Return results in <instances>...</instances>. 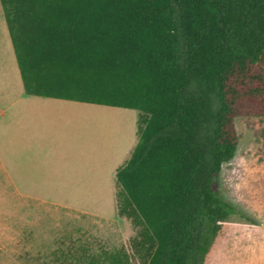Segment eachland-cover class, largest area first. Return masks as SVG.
<instances>
[{
    "label": "trees",
    "instance_id": "trees-1",
    "mask_svg": "<svg viewBox=\"0 0 264 264\" xmlns=\"http://www.w3.org/2000/svg\"><path fill=\"white\" fill-rule=\"evenodd\" d=\"M27 95L136 110L115 173L138 264H204L247 218L213 184L238 117L264 118V0H0ZM87 264H132L123 250Z\"/></svg>",
    "mask_w": 264,
    "mask_h": 264
},
{
    "label": "rangeland",
    "instance_id": "rangeland-1",
    "mask_svg": "<svg viewBox=\"0 0 264 264\" xmlns=\"http://www.w3.org/2000/svg\"><path fill=\"white\" fill-rule=\"evenodd\" d=\"M56 103L44 110L54 128L38 151L37 181L12 187L30 196L0 190V264H87L117 250L138 264L129 245L137 229L117 215L115 199L138 112ZM234 126L236 151L213 184L247 218L230 215L221 224L204 264H264V118L238 117Z\"/></svg>",
    "mask_w": 264,
    "mask_h": 264
},
{
    "label": "crops",
    "instance_id": "crops-1",
    "mask_svg": "<svg viewBox=\"0 0 264 264\" xmlns=\"http://www.w3.org/2000/svg\"><path fill=\"white\" fill-rule=\"evenodd\" d=\"M5 28L0 5V188L3 189L0 190L12 191L16 197L30 196L20 194L17 186L12 188L13 184L37 181L34 173L37 172L38 151L48 148L47 130L54 128L50 115L44 110L67 100L24 92Z\"/></svg>",
    "mask_w": 264,
    "mask_h": 264
}]
</instances>
